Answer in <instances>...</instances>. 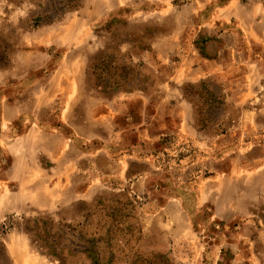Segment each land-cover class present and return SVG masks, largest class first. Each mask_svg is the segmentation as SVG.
Returning <instances> with one entry per match:
<instances>
[{
  "label": "rangeland",
  "instance_id": "rangeland-1",
  "mask_svg": "<svg viewBox=\"0 0 264 264\" xmlns=\"http://www.w3.org/2000/svg\"><path fill=\"white\" fill-rule=\"evenodd\" d=\"M0 264H264V0H0Z\"/></svg>",
  "mask_w": 264,
  "mask_h": 264
},
{
  "label": "trees",
  "instance_id": "trees-1",
  "mask_svg": "<svg viewBox=\"0 0 264 264\" xmlns=\"http://www.w3.org/2000/svg\"><path fill=\"white\" fill-rule=\"evenodd\" d=\"M116 61L117 58L113 54L100 53L93 59L91 67H89V76L90 80L93 81V86L96 89H101L106 94H112L126 84L134 85L137 83L135 81L132 82L131 71L126 67H118ZM137 87H140V84H137ZM201 94L207 97L208 112L205 113L204 117L206 119L205 127L208 129L214 125L217 114L225 107V99L221 92H213L206 84L191 86L185 92L188 98H193L194 95L198 97ZM197 101L198 99L194 100L193 98L194 104L199 108L200 104H197Z\"/></svg>",
  "mask_w": 264,
  "mask_h": 264
}]
</instances>
